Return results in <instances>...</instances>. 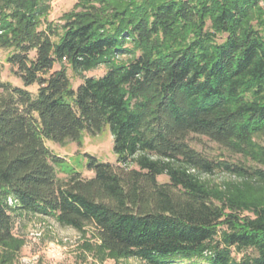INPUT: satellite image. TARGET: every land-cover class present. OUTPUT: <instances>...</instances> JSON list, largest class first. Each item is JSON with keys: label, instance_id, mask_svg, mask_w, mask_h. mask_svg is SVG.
Here are the masks:
<instances>
[{"label": "trees", "instance_id": "16d2710c", "mask_svg": "<svg viewBox=\"0 0 264 264\" xmlns=\"http://www.w3.org/2000/svg\"><path fill=\"white\" fill-rule=\"evenodd\" d=\"M50 1L0 0L22 84L0 81V264L31 215L77 231L94 264H264V0H76L60 24ZM105 129L116 164L86 154L91 177L59 178L46 143ZM191 135L257 166L207 158Z\"/></svg>", "mask_w": 264, "mask_h": 264}, {"label": "rangeland", "instance_id": "374dc122", "mask_svg": "<svg viewBox=\"0 0 264 264\" xmlns=\"http://www.w3.org/2000/svg\"><path fill=\"white\" fill-rule=\"evenodd\" d=\"M75 2L76 0H51L48 21L60 24V17L71 11ZM10 53L9 50L0 49V65L2 66L0 81L22 87L21 81L13 74V68L6 62V57ZM33 56L31 53L30 57ZM64 67L71 86L76 88L82 82V78L67 65ZM54 69H59V66L56 65ZM105 72L104 66H100L95 70L84 72L82 76L98 78ZM28 90L34 93L36 86L28 87ZM254 141L264 147V135L256 136ZM188 142L191 147L207 158L224 159L231 163H247L250 166H257L251 161H247L242 155L235 154L205 137L191 135ZM46 145L54 154L66 161V165L62 168H56L57 176L61 179L66 178V173L70 169L82 173L84 177H91V173L85 170L84 157L86 154L95 156L102 162L116 164V156L112 151V137L107 129L96 136L83 134L80 145L75 142H67L63 146L48 142ZM211 178L215 182H219L226 178V175L218 173ZM159 181L165 182L167 179L161 177ZM14 234L23 241V247L17 257L16 264H94L91 256L82 249L84 238L77 231L60 226L51 217L17 216L14 221ZM83 256L86 258L83 259ZM103 264H114V262L107 260ZM119 264L144 263L131 258L122 260Z\"/></svg>", "mask_w": 264, "mask_h": 264}]
</instances>
